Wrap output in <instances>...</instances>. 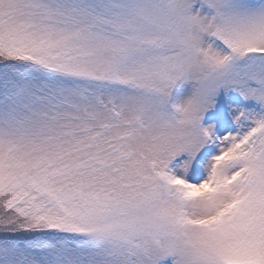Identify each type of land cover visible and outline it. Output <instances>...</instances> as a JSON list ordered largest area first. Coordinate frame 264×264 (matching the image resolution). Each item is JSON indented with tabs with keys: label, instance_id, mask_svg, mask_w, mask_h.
I'll list each match as a JSON object with an SVG mask.
<instances>
[{
	"label": "snow or ice",
	"instance_id": "1",
	"mask_svg": "<svg viewBox=\"0 0 264 264\" xmlns=\"http://www.w3.org/2000/svg\"><path fill=\"white\" fill-rule=\"evenodd\" d=\"M0 264H264V0H0Z\"/></svg>",
	"mask_w": 264,
	"mask_h": 264
}]
</instances>
